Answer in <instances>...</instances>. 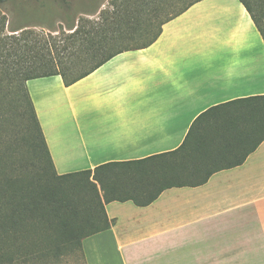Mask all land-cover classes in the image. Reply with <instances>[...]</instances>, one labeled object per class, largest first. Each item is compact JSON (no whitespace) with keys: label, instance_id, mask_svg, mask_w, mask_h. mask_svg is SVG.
<instances>
[{"label":"crops","instance_id":"1","mask_svg":"<svg viewBox=\"0 0 264 264\" xmlns=\"http://www.w3.org/2000/svg\"><path fill=\"white\" fill-rule=\"evenodd\" d=\"M59 174L178 149L197 118L264 95V37L240 0H200L147 47L118 53L67 86L26 82ZM246 148L235 153L240 156ZM112 226L86 237L87 264H232L264 253V140L204 183L150 204H105ZM259 254V255H258Z\"/></svg>","mask_w":264,"mask_h":264},{"label":"trees","instance_id":"2","mask_svg":"<svg viewBox=\"0 0 264 264\" xmlns=\"http://www.w3.org/2000/svg\"><path fill=\"white\" fill-rule=\"evenodd\" d=\"M5 1L0 0V13ZM198 1L140 0L137 10L150 9L153 18L140 22L137 28H127L114 12L101 22L85 18L83 23L81 18L79 25L69 28L72 31L64 37L60 50L57 43L49 46L46 38L34 46L27 41L20 45L21 54L32 53V60L13 73L21 90L17 101L24 95L29 106L24 112L29 115L28 129L20 140L10 137L0 141V264H56L63 254L74 251H80L85 259L83 240L115 222L108 217L106 203L132 200L145 206L168 187L204 183L215 171L244 162L264 140L261 95L233 101L240 105L225 113L219 106L208 109L196 120L205 124L204 129L192 127L176 150L107 162L94 169L63 174L56 170L27 80L60 74L69 86L118 53L152 44L167 21ZM240 1L264 37V0ZM24 33L34 31L23 30V36L15 39H27ZM141 38L143 41L128 42ZM55 48L61 53L56 62ZM65 52L71 58L67 62L62 59ZM240 148L246 149L238 156L235 151Z\"/></svg>","mask_w":264,"mask_h":264},{"label":"rangeland","instance_id":"3","mask_svg":"<svg viewBox=\"0 0 264 264\" xmlns=\"http://www.w3.org/2000/svg\"><path fill=\"white\" fill-rule=\"evenodd\" d=\"M138 1V2H137ZM140 0H6L1 5L0 13V129L3 136L0 141L7 138L22 139L26 134L28 125V103L22 95V101L17 97L21 94L20 87L14 79V71L28 60H32L31 54H21L20 45L27 41L32 46L43 43L46 38L49 46L57 43V48L64 44V37L72 29V25H79L80 19H90L101 22L106 16H121L127 28H137L140 22L150 20L151 11L137 10ZM135 6V7H134ZM136 8V9H135ZM152 17V16H151ZM153 18V17H152ZM159 20H154L157 23ZM82 22V21H81ZM23 30L34 31L24 33L27 39H21ZM15 36L18 38L15 39ZM140 37V36H139ZM41 38L42 40L37 41ZM135 39L128 40L136 43ZM55 62L61 57V53L54 50ZM59 54V55H58ZM68 53H63L64 62L69 61ZM12 73V74H8ZM29 116V115H28ZM259 255V254H258ZM56 264H86L80 251L63 254ZM232 264H264V253L257 257L256 253L248 252L245 258L232 261Z\"/></svg>","mask_w":264,"mask_h":264}]
</instances>
